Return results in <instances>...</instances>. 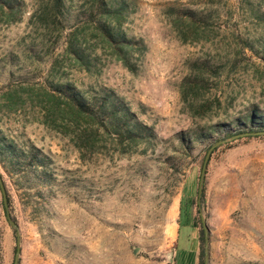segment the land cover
I'll return each mask as SVG.
<instances>
[{
    "label": "rangeland",
    "instance_id": "1",
    "mask_svg": "<svg viewBox=\"0 0 264 264\" xmlns=\"http://www.w3.org/2000/svg\"><path fill=\"white\" fill-rule=\"evenodd\" d=\"M23 1L18 21L0 11V131L49 154L56 178L44 201L0 164L18 225L0 187V264H196L191 234L202 229L206 264H264V136L213 147L205 203L208 150L185 154L177 136L264 109V0H133L123 28L146 45L133 52V69L93 36L96 22L78 14L84 0L62 21L40 16L46 0ZM186 10L207 16L197 33L177 22ZM72 31L87 37L91 70L69 47ZM202 71L206 88L184 95V78ZM62 81L114 89L154 124L158 140L127 152L104 137L78 143L50 100L52 83ZM184 199L193 201V228L186 210L180 218Z\"/></svg>",
    "mask_w": 264,
    "mask_h": 264
},
{
    "label": "trees",
    "instance_id": "2",
    "mask_svg": "<svg viewBox=\"0 0 264 264\" xmlns=\"http://www.w3.org/2000/svg\"><path fill=\"white\" fill-rule=\"evenodd\" d=\"M82 10L78 14L86 20L96 22V31L93 36L98 38L105 46L111 48L113 53L125 65L134 68L132 55L136 49L146 48L142 40L136 39L124 30L123 23L127 19L133 0H84ZM74 0H46L40 3V16L42 18H67L72 14ZM23 0H0V11L8 23L18 21L25 11ZM207 16L197 11L186 10L179 13L177 22L185 23L193 27V32L204 23ZM69 38V47L80 65H86L91 70L93 65L92 54L89 47L83 44L76 31H72ZM251 46V45H250ZM262 53L264 59V41H262ZM253 45V50L254 49ZM257 55L260 51H256ZM204 68H209L205 65ZM202 73L185 77L182 87L183 94L196 96L199 91L206 88L208 79ZM53 92H50V100L54 101L60 114L72 121L75 137L78 143L95 146L99 137L109 138L115 144L121 145L122 152H127L129 147H137L140 144H152L158 140V133L154 124L142 119L138 111L133 110L131 104L114 89L105 86H89L87 88L75 85L70 81L52 83ZM205 105V104H204ZM202 105V106H204ZM148 106L139 104L140 112L146 114ZM253 135L264 136V109L252 107L244 115L231 117L219 123L207 127H198L189 132L177 134L180 139V150L185 154H192L196 146H203L205 150H213L214 146L227 145V149L235 146L241 138H250ZM127 147V148H126ZM217 148V147H216ZM168 161L173 163L172 158ZM0 164L14 179V184H21L23 188L35 190V195L47 200L48 193L43 190L53 185L56 178L53 161L49 154L33 143L26 141L20 144L18 141L0 131ZM0 178L4 183L10 206L13 203V195L9 192L3 173L0 170ZM20 185V186H21ZM2 189V186L0 184ZM3 190V189H2ZM51 190V187H50ZM201 202L206 201V188L202 184ZM37 202V201H35ZM38 202H40L38 200ZM193 201L184 199L181 202L180 218L186 210L191 227L197 226L191 222V209ZM7 216H11L9 206L4 203ZM12 217V216H11ZM16 221L15 217H12ZM17 222V221H16ZM180 224V219H179ZM16 230V228H14ZM200 256L199 264H206L208 235L205 229L200 231Z\"/></svg>",
    "mask_w": 264,
    "mask_h": 264
},
{
    "label": "water",
    "instance_id": "3",
    "mask_svg": "<svg viewBox=\"0 0 264 264\" xmlns=\"http://www.w3.org/2000/svg\"><path fill=\"white\" fill-rule=\"evenodd\" d=\"M212 152V149H210L206 155V158H205V162L203 164V169H202V175H201V184H200V189H199V194L202 193V184H203V180L205 178V175H206V172H207V167H208V162H209V159H210V154ZM0 184L2 186V189L4 191V196H5V202H6V205H7V194H6V191H5V188H4V183H3V180L2 178H0ZM9 219L12 223V225H14L15 227H18L17 223L12 219L11 216H9ZM204 226L205 228L207 229V225L206 223H204ZM19 252H20V247L17 248V257H16V262L18 261V255H19Z\"/></svg>",
    "mask_w": 264,
    "mask_h": 264
},
{
    "label": "crops",
    "instance_id": "4",
    "mask_svg": "<svg viewBox=\"0 0 264 264\" xmlns=\"http://www.w3.org/2000/svg\"><path fill=\"white\" fill-rule=\"evenodd\" d=\"M191 236H192L191 240H190L191 249H192V252L196 255V264H199V256H200L199 237L194 232H192ZM178 241H179V233H178L176 245H177ZM175 252H176V247H175ZM174 264H176V263L174 262Z\"/></svg>",
    "mask_w": 264,
    "mask_h": 264
}]
</instances>
